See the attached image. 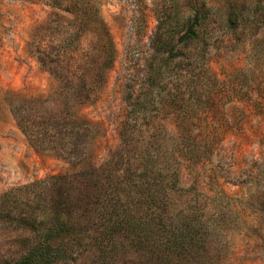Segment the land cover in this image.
Here are the masks:
<instances>
[{
    "label": "rangeland",
    "instance_id": "obj_1",
    "mask_svg": "<svg viewBox=\"0 0 264 264\" xmlns=\"http://www.w3.org/2000/svg\"><path fill=\"white\" fill-rule=\"evenodd\" d=\"M195 1L211 9L205 36L218 77L251 66L258 74L253 66L264 63H253L251 43L264 36V0H179L177 11L172 0H0V264H30L19 259L28 244L13 215L32 210L35 202L44 207L58 201L60 193L51 194L44 182L48 177L96 173L90 201L72 198L70 210L62 211L65 220L86 204L101 203L94 195L107 182L102 175L112 172L105 163L121 144L127 101L143 85L146 66L156 63L149 56L157 25L164 21L179 38ZM231 9L240 10L234 32L223 26ZM176 66L184 68V62ZM256 99L221 104L201 129L219 140L196 168V189L173 198L170 217L173 223L182 219L195 235L192 243L168 239L166 250L137 252L134 233L115 243L104 264H264V93ZM58 111L87 126L81 159L59 156L40 138L32 136L31 143L17 119ZM160 123L174 131L173 121ZM192 178L181 171L180 185L190 187ZM174 230L168 235H177ZM60 240L50 238L36 253L61 247ZM87 249L62 264H98L96 251Z\"/></svg>",
    "mask_w": 264,
    "mask_h": 264
},
{
    "label": "trees",
    "instance_id": "obj_2",
    "mask_svg": "<svg viewBox=\"0 0 264 264\" xmlns=\"http://www.w3.org/2000/svg\"><path fill=\"white\" fill-rule=\"evenodd\" d=\"M172 3L177 11L179 0ZM210 13L211 9H205L197 1L192 3L183 33L177 39L172 26L159 22L149 56L156 63L153 67L146 66L143 85L127 101L130 117L120 129L121 144L105 163L112 172L102 175L107 182L94 195L101 198V203L96 202L94 208L86 204L84 210L72 211L65 220L62 211L70 210L68 204L72 198L90 201L89 188L96 173L48 177L44 182L51 194L60 193L58 201L51 197L48 206L35 202L32 210L13 215L14 221L26 231V243L30 246L27 245L19 259L30 264H54L60 260L62 264L70 260L73 252H83L89 247V251H96L97 263L104 264L111 258L115 243L134 233H137V252L165 248L168 239L182 245L192 243L195 235L186 229L182 219L173 223L170 217L173 198L196 189L195 183L200 178L196 168L209 160L219 140L213 133L202 135L201 129L210 126L221 104L240 101L243 97L245 101H258L256 97L264 93V68L260 64L253 66L259 68L258 74L251 70L252 66L242 67L235 69L228 79L218 77L213 70L205 36ZM239 14L240 10H229L223 25L226 30H236ZM251 49L253 63H264V36L255 38ZM180 62H184V68L177 69ZM61 114L62 111L37 113L26 118L17 115V119L31 143L35 142L32 136L40 138L53 144L59 156L69 161L81 159L84 150L81 139L87 126L84 123L76 126L77 122ZM161 120L173 121L174 131L170 133ZM181 171L193 175L188 188L180 185ZM182 212L180 208L179 215ZM172 228L177 233L173 237L168 235ZM54 236H61V247L48 246L51 252L36 253L38 247L47 246Z\"/></svg>",
    "mask_w": 264,
    "mask_h": 264
}]
</instances>
